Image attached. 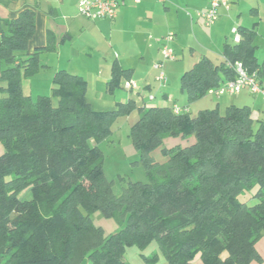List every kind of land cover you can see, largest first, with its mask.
<instances>
[{
    "label": "trees",
    "instance_id": "obj_1",
    "mask_svg": "<svg viewBox=\"0 0 264 264\" xmlns=\"http://www.w3.org/2000/svg\"><path fill=\"white\" fill-rule=\"evenodd\" d=\"M34 29L30 9L0 19V264H128V247L142 251L151 242L166 264H193L196 257L203 264L260 261L264 121L255 123L248 105L235 104L192 114L129 98L96 110L86 98L87 80L63 68L53 74L51 95L33 99L22 91V76L39 68V53L48 49L27 52ZM238 30L241 38L224 44L223 60L203 55L180 75L188 102L235 77L227 62L240 61L264 80L254 29ZM130 76V69L114 64L107 89ZM134 109L130 137L147 180H128L115 194L98 143ZM169 137L181 141L163 146ZM159 147L163 163L151 155ZM243 193L254 202L241 199ZM95 211L119 228L105 233L91 218ZM141 256L145 264L158 258Z\"/></svg>",
    "mask_w": 264,
    "mask_h": 264
},
{
    "label": "crops",
    "instance_id": "obj_2",
    "mask_svg": "<svg viewBox=\"0 0 264 264\" xmlns=\"http://www.w3.org/2000/svg\"><path fill=\"white\" fill-rule=\"evenodd\" d=\"M76 3L77 0H0V19L15 18L23 9L32 10L35 29L28 40L27 52H32L35 47L48 45V49L39 53V68L30 76H22L29 77L27 81L30 85H32L31 79L45 70L51 73L52 84L54 72L63 68L87 80L86 98L90 105L88 91H94L93 98L102 104L107 100L106 95L109 96L107 83L112 67L118 64L121 68L131 70L130 78L123 79L134 83L133 88L129 90L140 93L142 89H147L149 94H154V98L149 100L147 97L146 100L142 95L138 99L136 95L129 94L126 99L113 100L114 106L117 101H126L130 98L138 106L179 104L188 106L189 111L194 105L197 110L217 106L221 111L220 106L225 109L227 105L235 104L248 105L251 114L253 110L264 113L256 102L259 96L245 89L236 95L215 96L207 92L199 99L188 102L186 94L180 91L176 95L175 87L169 82V78L174 77L173 71L168 69L165 84L156 85L154 78L156 72L152 66L153 62L161 59V39L169 31L174 33L171 48L175 54L178 51L182 56L179 66L177 65L179 71L184 68L182 73L191 68L203 55L218 63L224 59V44L226 42L233 44L228 38L229 34L226 33L230 32L232 25L253 28L255 36L258 34L260 20L257 7H250V4L244 6L232 0L231 8L228 11L220 8L218 19L213 25L207 26L201 18L195 16V11L208 8L210 0H166L165 2L123 0L114 18L96 19L80 15ZM186 11L192 13V18ZM186 47L189 49V54L186 52ZM209 95H212L215 101L207 99ZM54 99L52 98L55 103L57 99ZM260 99L264 103V100ZM180 141L179 137H169L165 139L163 146L171 147ZM161 148L159 147L160 151ZM3 151L4 148H0V154ZM128 248L125 253H128ZM145 249L146 247L136 253L147 256ZM256 249L261 260L251 261L249 264H264V234L257 241ZM2 252L3 249L0 248V263ZM124 259L128 264H132L129 257ZM163 264L166 262L163 261ZM193 264H203V262L200 257H196Z\"/></svg>",
    "mask_w": 264,
    "mask_h": 264
},
{
    "label": "rangeland",
    "instance_id": "obj_3",
    "mask_svg": "<svg viewBox=\"0 0 264 264\" xmlns=\"http://www.w3.org/2000/svg\"><path fill=\"white\" fill-rule=\"evenodd\" d=\"M236 3L239 2L241 4H244V6L250 4L251 6L257 7L259 10V28L257 30V35L254 37V43L257 45L256 47V56L259 60H262L264 57V0H235ZM191 11V10H190ZM252 21V20H250ZM228 33V38L230 41H232V34L230 32ZM171 47V42H170ZM173 50V48H171ZM185 52V51H184ZM186 52L189 54V49L186 47ZM176 59H165L163 61V67L162 69L165 72L166 77L168 69H171L174 73L173 78H169V82L172 83V86H174V91L177 94L180 93L179 88V77L182 73L184 68H181L179 71L178 64L180 60L182 59L181 54L176 51ZM179 53V54H178ZM161 56V54H160ZM162 58V56H161ZM153 65V64H152ZM178 65V66H177ZM181 67V66H180ZM179 71V72H177ZM156 72V70H155ZM51 73L48 71H42V73L38 76H35L32 80V85L29 84V77H22V91L24 94H29L33 99L37 97V95H51ZM34 80V81H33ZM125 80H123L124 82ZM122 82V84H123ZM156 85L160 84L158 81L155 82ZM159 85V86H160ZM109 96H107V100L104 101L102 104L100 102H97L93 97L95 95L94 91H88L87 97L91 101V107L96 110H106L111 109L114 107L112 104L113 100H120L121 98L126 99L127 95L133 94L138 97V99L141 98L143 95V98L147 100L149 91L147 89H142L140 93L135 92L134 90L125 89L122 86H119L115 88L114 90L110 91ZM153 94V93H152ZM154 95V94H153ZM259 96V95H256ZM158 97V96H157ZM260 97V96H259ZM257 99L258 106L264 110V103L261 101V97ZM211 101H215L214 97L212 95H209L208 98ZM53 100L54 97H53ZM156 101V100H155ZM150 102V101H149ZM154 103V101L152 102ZM213 103V102H212ZM215 104H213L214 106ZM221 111L224 110L223 106H220ZM197 107L194 105L191 108V113L195 114L197 112ZM138 111L137 109L132 110L128 114L121 116L115 120V122L112 125V133L107 139L101 140L98 145L101 148L103 152V170L105 176L112 180L113 183V192L115 194H119L122 190V188L127 184L128 180H141L146 181L147 176L144 170L143 165L138 161L139 160V154L137 150L134 148L131 137H130V127L134 123V121L137 119ZM252 117L254 119V122L257 123V121L264 120V113L252 111ZM258 121V122H259ZM184 143V142H183ZM0 148L3 149V145L0 143ZM152 155L156 158L155 160L159 163H163L167 160L166 156L160 151L159 148H155L152 151ZM21 194H25V191H23ZM26 196H29V193L27 192L25 194ZM247 193L241 194L240 198L243 200H247L249 204H252L254 200L250 199L248 196H246ZM91 218L93 222L97 225H101L105 231V233H111L114 232L119 228L118 224L112 219L107 218L102 215L98 211H95L91 214ZM128 253L124 254V258L129 257L131 259L132 264H145L143 258L138 255V252H141L136 246H131L128 248ZM132 251V252H131ZM137 251V253H136ZM145 254L152 255L153 253L158 254V258L155 262V264H163V261H165L164 256L162 253L159 252L156 242H151L146 249L144 250Z\"/></svg>",
    "mask_w": 264,
    "mask_h": 264
},
{
    "label": "built area",
    "instance_id": "obj_4",
    "mask_svg": "<svg viewBox=\"0 0 264 264\" xmlns=\"http://www.w3.org/2000/svg\"><path fill=\"white\" fill-rule=\"evenodd\" d=\"M139 2L140 0H133ZM159 2H165L166 0H158ZM123 3V0H77V11L80 15L89 18L96 19L100 17L114 18L117 14L118 7ZM232 0H210L208 8L205 10L195 11V16L201 18L205 25L210 26L215 23L219 17V9L223 8L229 10L231 8ZM190 18L192 13L186 11ZM230 33L232 34V42H238L241 38L237 25L230 27ZM174 37V33L169 31L161 39L160 52L162 58L153 62V68L156 70L154 78L162 85L167 82V77L162 69L163 61L165 59H175V53L170 47V42ZM227 65L231 67L235 72L233 79H227L214 88L208 89V93L215 96H221L223 94L236 95L241 90L245 89L251 94L259 95L264 100V80H259L256 73L249 72L247 68L240 62L235 61L233 63L227 62ZM125 89H132L134 83L131 80H125L122 84ZM153 94L148 95V99L152 100ZM187 106L173 105L174 112L188 111Z\"/></svg>",
    "mask_w": 264,
    "mask_h": 264
}]
</instances>
